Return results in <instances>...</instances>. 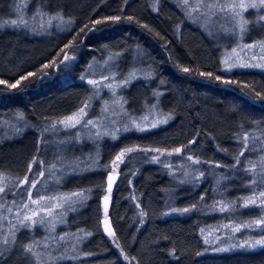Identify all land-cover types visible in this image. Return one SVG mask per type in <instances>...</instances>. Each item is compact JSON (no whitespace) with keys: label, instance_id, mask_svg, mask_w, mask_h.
<instances>
[{"label":"trees","instance_id":"obj_1","mask_svg":"<svg viewBox=\"0 0 264 264\" xmlns=\"http://www.w3.org/2000/svg\"><path fill=\"white\" fill-rule=\"evenodd\" d=\"M14 2L0 0V21L12 20ZM31 3L46 13L61 15L69 25L65 30L53 28L44 36L25 27L0 30V80L20 81L16 89L0 84V119L19 116L25 123L23 130L0 140L2 172L26 174L29 164L42 153L53 124L91 97L92 87L80 75L91 62L111 54L120 55L118 68L127 73L137 53L143 52L158 82H133L125 90L128 109L135 110L134 100L150 101L143 90L153 88L160 93L162 111L172 116L164 126L147 132L103 139L93 168L74 171L63 179L61 191L82 192L86 199L59 227L60 237L77 235L76 246L61 239L68 249L59 264H264V248L211 253L204 236L205 228L213 224L264 217V205L243 204L246 197L264 191V72L223 71L218 41L190 21L172 0ZM13 51L18 52V59L9 66ZM65 53L70 60L61 64ZM52 61L58 67H42ZM29 72L42 79L23 80ZM244 136L248 150L241 146ZM88 145L76 142L63 153L82 160L78 157L85 158ZM129 148L134 150L116 160ZM177 148L181 152L173 161L184 163L185 157L200 161L187 182L176 181L167 165L151 159L155 149L174 152ZM109 177H113L110 191ZM219 204L228 208L220 209ZM176 206L189 211L169 214ZM108 219L112 236L104 229ZM251 234L264 236V225ZM32 240L28 230L19 231L12 247L0 255V264H32V253L27 251ZM21 254L25 259L19 262Z\"/></svg>","mask_w":264,"mask_h":264},{"label":"rangeland","instance_id":"obj_2","mask_svg":"<svg viewBox=\"0 0 264 264\" xmlns=\"http://www.w3.org/2000/svg\"><path fill=\"white\" fill-rule=\"evenodd\" d=\"M172 1L183 11L190 21L196 23L209 36L218 41L222 48L221 67L223 71L232 72L240 69H257L264 72V68L234 66L243 63L264 62L260 59L261 55H264L260 47L252 49L246 47L249 44L258 45L264 42V22L259 21V16L264 15V9L259 10V12L251 8L238 9L242 15L233 20L224 15L215 14L203 7L205 4L213 3V0ZM234 2L239 3L241 0H234ZM244 2H251V0H244ZM23 5H26V7ZM154 10H157V8L154 7ZM38 11L40 15H37ZM57 15L40 10L31 3V0H15L11 18L18 22L20 19H24L27 22L26 28L31 33L44 36L42 34L49 33L53 28L59 30L67 29L69 21H66L61 15L59 16L62 17V20L53 19ZM241 20L248 22L245 25L246 30L243 32H241L239 27ZM119 56V54H111L103 60L93 61L80 75V80L87 82L92 87V95L87 101V107L85 108L87 115L83 117L81 123L76 127H69L59 123L65 117L53 124L51 130L46 133L47 140L42 153L33 159L43 161L42 164H34L32 161L29 164L32 171L29 172L28 167L24 176H12L0 170V188H3V191H0V255L12 247L13 241L19 231L28 230L33 235V240L28 244V246L32 247V264H59L60 261L66 258V251L68 249L67 246L63 247L61 244L60 238L62 236H59V227L66 223L68 215L77 210L85 200L83 199L80 202L78 197L71 195L72 193L81 192L61 191L59 185L63 182V179L74 171H87L93 168L95 160L98 158L99 144L103 139L115 140L120 135L128 132H147L164 126L171 120L172 116L162 111L160 93L153 88H145L143 90L145 99L150 101L140 103L138 100H134L135 110L131 112L128 109L125 90L133 82L139 80H150L154 84L158 82L155 81L152 69L147 64L143 52L137 53L133 66L127 73H123L118 68ZM17 59L18 52L13 51L8 57V65L10 66ZM89 81H95L96 83L93 85ZM145 104H147L146 108ZM78 111L79 109L76 112ZM165 119H167L166 123L164 122ZM85 120H92L94 125L85 126L83 122ZM153 124H156V127H152ZM137 126L145 130H138ZM24 127L25 123L19 116H13L9 119L1 118L0 140L20 132ZM81 141H87L89 144L84 148L85 158L79 156L78 158L83 159L73 160L70 155L63 153L66 151L67 146ZM179 154L175 151L153 152L151 159L154 162L167 165L173 172L172 176L176 181L187 182L194 176L193 167H195L196 163L194 159H188L189 157H185L186 162L184 163L173 161V156ZM53 165L54 167H52ZM38 171H42L43 175H34ZM25 176L28 178V184L23 182ZM34 180H39L40 182L37 183L35 188H30L29 184ZM29 195L31 198H29ZM39 196L44 197L41 204H32V200L38 199ZM253 197L257 199L255 205L261 204L260 201L264 199L259 197V195H253L246 197L243 204L246 205V201ZM207 203L209 201H205V204ZM24 204H28L29 208L24 209ZM104 204L105 200H103ZM250 205L253 204H247L246 206ZM217 207L227 209L228 205L219 204ZM41 208H44L45 211H41ZM174 209L177 211H173ZM182 209L186 208L176 206L171 208L168 213L173 215L182 214L184 212L179 211ZM31 210L39 211L40 215L44 217L45 223L30 224V222L25 221L22 225L21 220L23 216L25 214L31 215ZM49 210L51 211V215L46 214ZM210 212V214L215 213L214 210H210ZM39 218L33 217L34 220ZM251 222L253 221L239 224L230 222L229 224L223 223L221 225L213 224L207 226L204 230V236L209 244L208 246L211 247H208L209 252L253 251L264 248V246H249L250 242L264 238V236L259 237L251 234V231L258 230L264 224L245 227V225ZM53 224L55 225L54 228L52 227ZM104 229L108 234L110 232L113 233L109 219L106 221ZM244 231L246 233L240 235ZM63 238H65L63 240L66 242L71 241L72 246H76L77 235L72 234L71 239L68 235L63 236ZM5 239L9 241L7 244L4 243ZM78 251L79 248L77 253ZM24 259L25 256L21 254L17 258V261L21 262Z\"/></svg>","mask_w":264,"mask_h":264},{"label":"snow or ice","instance_id":"obj_3","mask_svg":"<svg viewBox=\"0 0 264 264\" xmlns=\"http://www.w3.org/2000/svg\"><path fill=\"white\" fill-rule=\"evenodd\" d=\"M185 2H187V0H185ZM24 7H26V5H23ZM203 7H205L206 9H208L209 11L215 13V14H218V15H224L225 17H228V18H231L233 20H235L237 17H241V12L238 11V9H248V8H251V9H254V10H257V12H259V10L261 9H264V0H258V2H256V0H251V2H244V0H241V2L239 3H235L234 0H232V2H230V0H213V3L211 4H205L203 5ZM37 15H40L39 11L37 12ZM53 19H60L62 20V17L57 15L55 17H53ZM114 19H119V17H116ZM259 21L260 22H264V15H260L259 16ZM96 23H101V21H96ZM248 22L246 20H241V23L239 25L240 27V30L241 32L245 31L246 28H245V25L247 24ZM5 26H8V27H12V28H16V27H27V22L24 20V19H20L19 22L17 20H10V21H0V30H2ZM49 26H50V22H49ZM248 49H252L254 47H260L261 49V52H264V42H261L260 44H249L246 46ZM255 58V57H253ZM261 61H264V55H261L260 57ZM70 60V57L68 56L67 53L64 54L63 58L60 60V63L61 64H64L66 61H69ZM234 66H239V67H256V68H264V62H259V63H243V64H239V65H234ZM43 68H49V67H58V65L55 64V61H52L48 64H44L42 66ZM230 70V69H229ZM184 71H188V69H184ZM43 75H47V73H43ZM209 75H211L209 73ZM32 76H37L36 73H32V72H29L27 75L23 76L22 79L23 80H28L29 77H32ZM37 79H42V75L41 76H37ZM217 80L220 79V77H216ZM90 84H93L95 85V81H89ZM226 83H230V81L226 82ZM0 84H6L8 88H11V89H16L18 88V86L20 85V81L17 80L16 83H12V84H7L6 81H3V80H0ZM109 87H111V85H109ZM257 96H259V93H257ZM87 107V104H85L84 107L80 108L78 112L76 113H73L71 116H68V117H65L64 120L62 121H59V123H62V124H65L66 126H69V127H76L78 124L81 123V120L83 119L84 116L87 115L86 111H85V108ZM84 122V125L87 126V125H94V122L92 120H85L83 121ZM165 123L167 122V119H165L164 121ZM138 127V130H145L143 128H139ZM152 127H156V124H153ZM192 143H194V141H192ZM241 146L244 150H248L247 149V136H244L241 138ZM134 149H126L124 151H122L117 157H116V160H121L122 157L125 156V154L127 152H131L133 151ZM153 151H157L159 152L160 150L159 149H155ZM174 151L176 153H180L181 152V149L180 148H177V149H174ZM163 154V153H161ZM169 155H171V153H169ZM240 156H243L244 155V151H241L239 153ZM188 159H191V157H189ZM200 161L197 160L195 161V163H199ZM32 163H40L42 164L43 161H36V160H33ZM261 164L264 165V160L261 161ZM54 167V165L52 166ZM32 169H31V166H29V172H31ZM34 175L36 176H42L43 175V172L42 171H38L37 173H35ZM109 185H108V188H109V191L111 189V183L113 181V177H109ZM25 184H28L29 181H28V178L27 176L24 177V181H23ZM40 181L39 180H34L32 181L30 184H29V187L30 188H35L37 183H39ZM0 191H3V188H0ZM90 191V190H89ZM72 196H76L79 198L80 202L83 201V199H86V197L84 196V194L81 192V193H72L71 194ZM259 197L261 198H264V191H261L259 193ZM29 198L30 195H29ZM107 197H105V214H107ZM44 200V197L43 196H39L38 199H35V200H32V204H35V205H40L41 202ZM257 202V199L255 197L253 198H249L247 201H246V205L247 204H253L255 205ZM260 203L262 205H264V199H262L260 201ZM23 208L24 209H28L29 206L28 204H24L23 205ZM41 211H45L44 208H41ZM173 211H177L176 209H174ZM179 211H182V212H188L189 209H182V210H179ZM32 214L31 215H27L25 214L21 220V224L23 225L25 221H28L30 222V224H44L45 223V219L43 216L40 215V212L39 211H36V210H31ZM47 215H51V211H47L46 213ZM33 217H40L39 219H36L34 220ZM49 223H51V221H49ZM259 224H264V217H262L260 220H257V221H253L247 225H245V227H252L254 225H259ZM52 227L54 228L55 225L53 224ZM110 235H114V233H109ZM60 239H64L63 237H61ZM9 241L7 239L4 240V243L7 244ZM207 242V241H206ZM249 246L250 247H256V246H264V238L260 239V240H256V241H253V242H250L249 243ZM226 250V249H224ZM27 251L29 253L32 252V247L31 246H28L27 247ZM127 259V257H125Z\"/></svg>","mask_w":264,"mask_h":264}]
</instances>
